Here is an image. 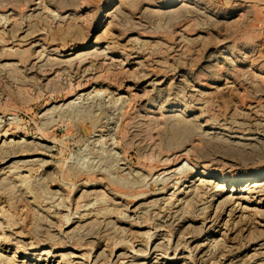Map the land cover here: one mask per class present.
Segmentation results:
<instances>
[{
  "label": "rangeland",
  "instance_id": "1",
  "mask_svg": "<svg viewBox=\"0 0 264 264\" xmlns=\"http://www.w3.org/2000/svg\"><path fill=\"white\" fill-rule=\"evenodd\" d=\"M0 264H264V0H0Z\"/></svg>",
  "mask_w": 264,
  "mask_h": 264
},
{
  "label": "bare ground",
  "instance_id": "2",
  "mask_svg": "<svg viewBox=\"0 0 264 264\" xmlns=\"http://www.w3.org/2000/svg\"><path fill=\"white\" fill-rule=\"evenodd\" d=\"M214 179H216L217 182L216 181H212L211 183H217V184H221V185H224V184L230 185L231 187H233V189L235 187H237V186H240V184L242 183L241 180H236L234 178H228L226 176H220V177L218 176V177H215ZM262 181L263 180H261V177H258V178H247L245 183L247 184L246 187L249 188V187H255V186H258V185L262 184Z\"/></svg>",
  "mask_w": 264,
  "mask_h": 264
}]
</instances>
